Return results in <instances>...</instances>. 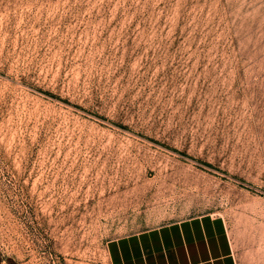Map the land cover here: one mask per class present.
Instances as JSON below:
<instances>
[{
  "label": "rangeland",
  "instance_id": "rangeland-1",
  "mask_svg": "<svg viewBox=\"0 0 264 264\" xmlns=\"http://www.w3.org/2000/svg\"><path fill=\"white\" fill-rule=\"evenodd\" d=\"M204 214L264 264V0H0V264Z\"/></svg>",
  "mask_w": 264,
  "mask_h": 264
},
{
  "label": "crops",
  "instance_id": "crops-1",
  "mask_svg": "<svg viewBox=\"0 0 264 264\" xmlns=\"http://www.w3.org/2000/svg\"><path fill=\"white\" fill-rule=\"evenodd\" d=\"M111 264H237L225 221L211 214L111 239Z\"/></svg>",
  "mask_w": 264,
  "mask_h": 264
}]
</instances>
